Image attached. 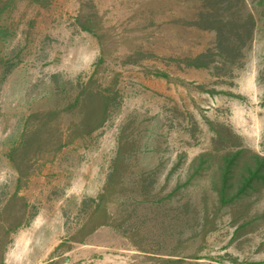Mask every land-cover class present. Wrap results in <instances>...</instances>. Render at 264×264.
<instances>
[{"label": "rangeland", "instance_id": "374dc122", "mask_svg": "<svg viewBox=\"0 0 264 264\" xmlns=\"http://www.w3.org/2000/svg\"><path fill=\"white\" fill-rule=\"evenodd\" d=\"M246 2L233 60L196 0L0 3V264H264V187L218 207L208 160L188 170L264 156V0ZM98 83L114 89L92 129L73 97Z\"/></svg>", "mask_w": 264, "mask_h": 264}, {"label": "trees", "instance_id": "16d2710c", "mask_svg": "<svg viewBox=\"0 0 264 264\" xmlns=\"http://www.w3.org/2000/svg\"><path fill=\"white\" fill-rule=\"evenodd\" d=\"M33 1L39 2L45 0ZM196 1L201 3V8L197 14L199 21L194 24L203 29L215 30L217 36L216 49H218L219 56L225 60L239 58L244 43H246V39L249 38L252 33L250 25L252 23L253 27L256 20L251 10L247 8L246 0ZM0 3L2 4L3 0H0ZM84 29L94 34L91 28L85 27ZM211 56H213V52L209 50V52L201 53L196 56L193 61L188 62L187 65L207 67L211 61L207 59V57ZM101 62L102 59L100 58L98 63ZM94 80L96 81V79ZM88 82L89 84L92 83L90 79ZM98 84L97 86L89 85L85 87L80 94L78 93L77 96L73 97L74 100H83L85 103L91 104L92 113L89 122L93 124L91 127L92 129H97L102 125L107 114V102L105 100L109 98L108 95H111L114 89L113 85L107 84L103 86L104 88L102 91L101 84ZM78 136L82 137L79 134ZM118 145L119 147L117 148L112 170L108 177L109 179L107 178V184H110L109 182L116 179L115 176H117L120 171V164L117 165V162L123 158V150L120 148V142ZM240 154V150H233L232 152L224 151L216 154L215 159L220 158L219 161L213 160L214 162H212L211 158H209L206 153H201L192 159L188 167V170L197 172L201 170L200 165L204 163L205 159L208 160V169L213 167V170L216 172V176H213L211 172V182L214 185L211 189L215 193L218 207L239 204V208H241L244 198L252 196L253 192L256 193L260 191L261 186L264 187V156L257 153H248L246 157H240ZM139 186L142 188L141 184H139ZM100 199L102 200V197ZM133 199L135 198L133 197ZM258 217H260V215H258ZM206 220L207 214L205 213L203 215V221ZM205 225L206 224H204V227Z\"/></svg>", "mask_w": 264, "mask_h": 264}]
</instances>
